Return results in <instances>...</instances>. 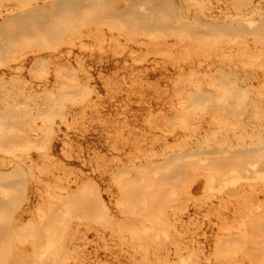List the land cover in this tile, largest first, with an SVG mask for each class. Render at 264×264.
I'll use <instances>...</instances> for the list:
<instances>
[{
    "label": "bare ground",
    "instance_id": "bare-ground-1",
    "mask_svg": "<svg viewBox=\"0 0 264 264\" xmlns=\"http://www.w3.org/2000/svg\"><path fill=\"white\" fill-rule=\"evenodd\" d=\"M74 2L0 0V16L10 19L52 5L43 10L45 23L34 18L3 31L10 47L0 63V146L8 147L0 148L8 156L0 160V218L12 217L7 205L24 194L22 228L38 223L46 233L40 240L37 229L12 230L3 220L0 229L17 243L29 239L32 255L0 248V264H264V166L253 164H264V0H172L169 17L153 20L137 15L134 0ZM181 10L185 26L168 34L170 17ZM91 14L117 23L91 26ZM56 19L78 27L44 51L59 33L49 27ZM196 20L209 29L199 33ZM135 26L141 37L130 35ZM229 100L234 105L223 116L217 107ZM10 112L41 115L29 129L20 124L26 133L17 146L13 128L14 140L5 135L16 122H8ZM54 134L64 146L46 151ZM171 165L181 175L208 168L206 190L182 204L167 201L161 211L142 208L140 223L130 224L120 192L129 194L133 182L122 174H147L161 185L168 176L159 177L158 167ZM188 181L187 191L195 184ZM94 186L104 211L92 215L82 204L93 201ZM55 202L78 204V212L67 209L59 219ZM154 225L178 257L155 242L129 246L131 235H150ZM122 228L128 235L120 238Z\"/></svg>",
    "mask_w": 264,
    "mask_h": 264
},
{
    "label": "rangeland",
    "instance_id": "rangeland-1",
    "mask_svg": "<svg viewBox=\"0 0 264 264\" xmlns=\"http://www.w3.org/2000/svg\"><path fill=\"white\" fill-rule=\"evenodd\" d=\"M74 3H77L76 0ZM80 3H82L83 0H78ZM123 3H129L131 0H117ZM85 5H87L86 2H84ZM131 6L133 7V9L135 10V12L137 13V15L139 17H148L151 18L152 20L156 18V16H159L163 13V17L167 18L168 16V7H172L173 8V3L172 0H155L154 2L150 3L148 0H134V3L131 4ZM52 5H43L41 7V9L39 11H35V10H30L27 11L26 13H23L17 17L13 18H4L3 16H0V38H3L1 40V42L3 43V47L2 48V52L0 53V63H4L5 59H6V53L9 49V44L8 41L4 38L5 36V30L9 29V28H21L24 27L26 25V23H30L31 21H37V24L40 23H45L47 20L44 17L45 13L43 12V10H46L45 12H47L48 9H51ZM42 10L43 13H41L40 11ZM95 13L96 11L99 10V7H95L94 8ZM175 11V10H174ZM39 12L38 14H35ZM35 15H34V14ZM173 13V11H172ZM181 14L177 15L174 14L173 16L170 17V21L167 24L166 27V31L168 34H171L174 32V28L176 26H185V24L183 23L186 18L182 15L183 11H180ZM100 15V14H99ZM96 17H98V14H91L90 15V20H89V24L91 26L94 27H101L103 24L107 25L106 27L112 25V23H117L115 21L110 20L107 17H103L100 16L99 18L96 19ZM71 18V17H69ZM4 20V21H3ZM10 20L11 22H6ZM13 20V21H12ZM3 21V22H2ZM55 22H53L51 24V26H49L51 29H57V31L59 32L56 39L53 40L52 42H50L49 44H43V50L47 51V50H51L54 51L55 49H52L53 47H56L57 45L59 46V44L61 45L62 41L64 40V38L70 34H72L74 31H67L66 29L71 28H77L78 25L77 24H72V25H65L64 23H62L59 19L54 20ZM197 21V28L199 33H205V31H207L209 29V26L206 24H202L201 21L196 20ZM40 22V23H39ZM154 22V21H153ZM9 23V24H7ZM258 27V25H253V26H248L246 27L247 30H250L252 28H256ZM129 32L130 35L133 37H141L142 33H144L143 31H141L140 29H138L136 26L135 27H129ZM205 30V31H204ZM18 42H23V41H19ZM20 44V43H17ZM33 65H35L33 63ZM63 76H67V72L66 69H63ZM181 88L184 87V83H182L180 85ZM77 96H75L76 98ZM194 101H201L202 99H199L197 97H193ZM203 101V100H202ZM203 103V102H202ZM229 105L228 107H221L218 106L217 110H219V112L223 115V116H227L228 112L226 110H228L229 107L233 106L234 104L232 103L231 100H229ZM0 107H1V101H0ZM37 112L34 113H28L26 115L22 114H15L14 112H10L7 115V119L8 122L10 123L11 121H16L15 123H11L13 124V126L11 127H7L5 128V135L7 136V139L9 140H14V136H12V131L15 132L17 134V139L15 140V144H13V146H17L19 145L18 143V139H20L23 134L25 135L26 130L24 128H20V124L23 123V125L28 124L27 127L28 128L31 127L33 125V115H36V118H40L41 115L36 114ZM194 114V115H193ZM172 113H169L168 116L165 118V121L168 125H170L171 121H172ZM194 116H198L195 113H190L189 116L191 117ZM235 118H236V122H237V126L238 127H243L244 126V120H245V112L244 111H239L238 113L235 112ZM13 128V130L11 129ZM35 131H31V133L29 132L28 134H33L32 136H40L41 133H33ZM27 134V135H28ZM61 134V132L59 131V135ZM11 138V139H10ZM30 138V137H29ZM31 142H35L34 139H30ZM5 144V143H3ZM12 146V147H13ZM64 144L62 142V139L60 137L55 136V134L52 136L51 138V143L50 146L48 145L47 150H53V151H59L63 148ZM0 148L2 149H7L8 147L6 145L4 146H0ZM203 155V154H201ZM44 157V156H43ZM8 158V156H6L3 153H0V160L2 159L3 161H6ZM192 158H197V156H194ZM259 163V164H258ZM253 164H256L258 166H264L263 163L259 162V161H255L253 162ZM175 166H169L165 172H164V168L158 167V170L161 173L160 176L167 175V182L164 184H158V183H152V181H150L147 177V174H144L142 176H137L138 174H133L132 172H124L122 174L123 179L126 177H130L132 182H133V186L130 189V193L128 194L129 191L124 190L122 192H120L121 195V199L120 201L123 203L122 206L124 207L123 211L126 212V214H124V216L130 221L129 223L132 225H138L141 221V216L138 215V211H140L142 208L148 207L149 209L153 210V211H161L162 209L166 208L167 204H164L165 202L169 201L170 204H182V201L187 198L190 195L196 194V195H201L202 191H205V186H206V182L209 179V175H208V171L209 169L206 167H196L193 170H188L187 172H185L186 174H175L173 171H175L174 169ZM94 168V167H93ZM92 168V171H94V169ZM146 170L148 169L147 167L145 168ZM197 169V170H196ZM88 171V170H87ZM89 172V171H88ZM193 172V173H192ZM196 172V173H195ZM207 172V173H206ZM231 172V171H229ZM228 172V173H229ZM89 173H96V172H89ZM204 173V174H203ZM150 174V173H149ZM200 174V175H199ZM202 174V175H201ZM126 175V176H125ZM207 176V177H206ZM215 178L220 179V177L222 176H218V174L214 175ZM188 177H190L191 179H193L195 181L194 187L192 189H188V191L186 190L189 185V181H188ZM224 177V176H223ZM131 182V181H130ZM129 182L125 183V187H128ZM168 186V187H167ZM171 187H174L175 192L173 194H169V195H165L164 194V190L165 189H170ZM156 189L152 194L150 195H146L145 196V192H150L152 190ZM159 189H161V191H159ZM93 201L89 202L88 204H82L83 209H85L86 211L88 210V212H90V214L95 215V214H100L104 211L103 208V204H101V198L98 195V191L97 188L94 186L93 190ZM174 196V197H173ZM76 198V197H75ZM25 197L24 194L21 195L20 200H22L23 202H18V204H10L7 205L8 210L11 212V215H13L12 217H10L9 219H1L0 218V223L3 220H10V224L12 226V230H19L20 232H27L30 229H37V237L38 239L42 240L44 238V235L46 233V229H44L46 226H40V224L35 223V227H30L28 229V227H24L22 228V221L20 218L21 212H22V206H26L27 204H25L26 202L24 201ZM169 199V200H168ZM151 202V204H149ZM22 203V204H20ZM53 205L57 206V217L60 219L62 217V213L63 211L69 209L70 211L75 210L78 212L79 209V205L78 204H72L71 202H66L65 204H61L60 202H55ZM130 210H134L135 213H131L129 212ZM137 215V216H136ZM60 220L57 222L59 223ZM1 226V225H0ZM1 228V227H0ZM9 231V230H8ZM127 230L122 228V233L119 234L120 238H123L124 236L128 235V233L126 232ZM150 231V235H139V237L133 236L131 235L130 238L128 239L129 242V246L131 247H135L138 243H146L149 246L152 244H157V245H161L164 246L166 245L167 247H169L170 251H172V253H174V255L176 257H178L177 255L179 254L177 249H175L173 247V242L172 240H169L168 238H164L163 234H162V230H160L158 228V226H152ZM0 248H2L3 250H7L9 248L13 249V252H19V254H23L27 256L28 258H31L32 255V248H31V244H30V240L29 239H25L23 240L21 243H17V241H15L14 235H6V232L2 229H0ZM5 233V234H3ZM8 237V238H7ZM8 264H10V262L8 261ZM193 264V263H190Z\"/></svg>",
    "mask_w": 264,
    "mask_h": 264
}]
</instances>
